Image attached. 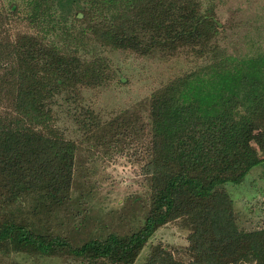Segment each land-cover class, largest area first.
<instances>
[{
  "label": "trees",
  "instance_id": "trees-1",
  "mask_svg": "<svg viewBox=\"0 0 264 264\" xmlns=\"http://www.w3.org/2000/svg\"><path fill=\"white\" fill-rule=\"evenodd\" d=\"M29 1L24 16L39 33L10 37L0 29V254L133 264L158 228L178 221L188 259L155 244L143 264H264V227L239 230L222 189L264 166V54L225 53L216 44L214 13L201 11L198 0ZM71 10L76 18L81 13V33L103 47L144 56L184 50L210 59L149 97L142 165L149 190L141 223L79 243L51 225L58 212L67 214L76 148L56 126L53 106L59 99L76 103L81 89L109 75L102 56L84 59L45 40L51 21L59 25ZM84 116L96 124L93 112ZM121 127L110 121L104 134Z\"/></svg>",
  "mask_w": 264,
  "mask_h": 264
},
{
  "label": "rangeland",
  "instance_id": "rangeland-1",
  "mask_svg": "<svg viewBox=\"0 0 264 264\" xmlns=\"http://www.w3.org/2000/svg\"><path fill=\"white\" fill-rule=\"evenodd\" d=\"M28 1L0 0V29L8 36L13 37L18 32L39 33V25L27 23L24 16ZM198 1L201 11L211 9L214 13L219 23L216 44L225 53L234 58L264 54V0ZM50 11L55 22L57 11L53 7ZM74 12L71 10L65 20L58 21L59 25L51 21L52 29H46L45 40L64 50H75L84 59L102 56L109 75L103 84L81 89L76 103L59 99L53 106L56 126L76 148L67 214L58 212L51 225L79 243L89 235L124 233L141 223L149 190L148 180L142 173L147 156L145 132L149 97L172 78L205 65L210 59L207 54L196 57L184 50L173 55L144 56L103 47L94 42L88 32L81 33L84 22L81 13L76 11V18ZM86 109L96 116V124L88 123V116H84ZM110 121L120 122L122 127L115 134H104ZM222 189L232 200L239 230L264 227L263 165L253 166L240 183H225ZM186 243V230L179 222L166 223L153 233L133 264H143L155 244L185 261L188 259L184 250ZM0 264L86 262L68 256L14 252L0 254Z\"/></svg>",
  "mask_w": 264,
  "mask_h": 264
}]
</instances>
